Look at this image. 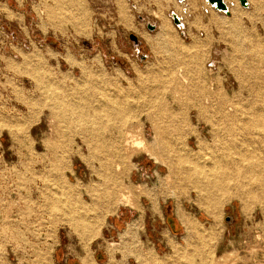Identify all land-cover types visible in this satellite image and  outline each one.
Instances as JSON below:
<instances>
[{"label":"rangeland","instance_id":"1","mask_svg":"<svg viewBox=\"0 0 264 264\" xmlns=\"http://www.w3.org/2000/svg\"><path fill=\"white\" fill-rule=\"evenodd\" d=\"M138 1L0 0V264H264V175L214 222L162 163L208 153L264 112V13L245 12L243 32L202 49L165 26L173 5L192 21L176 0ZM246 136L262 147L264 121ZM114 175L130 203L90 238L84 209ZM178 205L216 236L185 242Z\"/></svg>","mask_w":264,"mask_h":264},{"label":"bare ground","instance_id":"2","mask_svg":"<svg viewBox=\"0 0 264 264\" xmlns=\"http://www.w3.org/2000/svg\"><path fill=\"white\" fill-rule=\"evenodd\" d=\"M163 36L164 37L169 36L166 30L163 31ZM73 109L76 111L75 107H73L72 110ZM261 110L263 109L260 108L259 111L253 110L254 112L251 113L250 117H247L248 119L246 118L242 123L229 127L230 129L229 131L225 132V135L214 136L215 139L214 142L216 143V148L214 150L212 151L209 150L208 153L205 152L204 151L205 149H209L208 147L209 145L207 146V148L201 146V149H203L204 152L198 151L199 153H192L191 150L188 151L184 149L183 150L184 152L182 153L181 157H178L175 160L162 161L164 165L166 164L167 169H169V175L166 178L171 177L172 174H180L179 178L184 182V184H187L186 188L189 187V189L196 194V202L199 204L200 207H203L206 210V212L212 217L214 222L218 220V215L215 214V212L219 209V207L222 204L229 202L232 197L239 198L244 204L248 203L251 199L254 198L252 196L249 197L247 196L246 198H244L239 194L240 191H243L244 189L249 187H253L252 181L254 179L256 180V182H258L259 186L263 185L262 177L264 175V145L262 144V147L261 144L259 146L257 145L252 146V144L250 145L249 143L250 142L249 139L247 141V136H246L247 133L249 134V132H251L257 126V123L264 121V112ZM163 127L161 128L163 129ZM235 127L240 128L237 134L234 133ZM183 128L184 126L182 127V129ZM94 129L95 128H92L87 131L91 132ZM236 130L237 129H235V131ZM84 132L85 131L80 133L84 134ZM236 135L238 137H235ZM85 136H87V134H85ZM128 143L129 142H126V145H128ZM132 144L144 145V150L147 152L146 154H150L152 157H155L156 160L159 159L158 157H156V154L154 152L149 150V148L146 146L143 140L137 141L132 139ZM101 147L105 148L106 145L102 144ZM171 147H173L172 144ZM108 161H109L108 159L106 161L104 160L101 161L100 162L101 168H103L104 170H108L109 168H112V166L110 165V161L109 162ZM184 164H185L184 168L181 169V167H178V165H184ZM119 169H120L119 165L116 164L114 166V170L118 172ZM112 177L114 178H111V180L106 185V187L101 191L99 190L100 191L99 194L91 198V202L93 203L94 207H91L90 210L84 209V212L86 214L85 217L88 218L86 226L89 232L91 233L90 238H94L95 235L99 233L97 231L101 227L103 220L106 218L107 215H109L110 213H114L119 205L124 206V204L130 203V195L131 193H133V189L131 187L129 188V187L121 186L120 182L118 181L117 175H114ZM139 187L140 186H137L138 189ZM89 212L93 213L92 215L94 216V218H92L91 220H89V218H91L89 217L88 214ZM176 214L181 219V222L184 225V229L186 230L185 242L187 241V243H190L194 237H198L200 240H203L204 238L212 239V237L216 236L215 235L216 227H214L215 229L213 227H208V228L203 227L202 225L199 224L196 218L194 219V217H192L190 214L185 213V211L182 209L180 205L177 206ZM81 216L80 219L77 220L78 224L79 223L84 224L83 221L86 220V219L85 220L81 219ZM128 230L126 229L125 231V234L127 236L132 234L131 231Z\"/></svg>","mask_w":264,"mask_h":264},{"label":"crops","instance_id":"3","mask_svg":"<svg viewBox=\"0 0 264 264\" xmlns=\"http://www.w3.org/2000/svg\"><path fill=\"white\" fill-rule=\"evenodd\" d=\"M150 1L157 2V0ZM165 1L171 2L172 0H161V2ZM195 1L194 5L193 2L189 0L177 1L179 6H182V9L189 13V19L192 20L190 23L182 20V25L178 29H183V33L189 38V44L193 45L195 48L211 49L219 43H226V41H229L233 37L234 33L237 34L244 31L245 12L251 14L264 13V6H260L262 9L255 10L252 0H248L249 6L247 8L242 7L238 0H225L229 7L228 15L216 11L206 0ZM138 2V7H140V0ZM144 2L146 5V1ZM172 7L173 8L168 10L164 18H162V20H165V18L167 20L166 27L167 23L173 26L170 13H177L176 9H174V5ZM139 17L147 21L150 19L147 16Z\"/></svg>","mask_w":264,"mask_h":264},{"label":"water","instance_id":"4","mask_svg":"<svg viewBox=\"0 0 264 264\" xmlns=\"http://www.w3.org/2000/svg\"><path fill=\"white\" fill-rule=\"evenodd\" d=\"M177 1H183V0H177ZM240 5L242 7H245L247 8L249 6V2L248 0H238ZM207 3L210 4L212 7H214V9L216 11H219V12H222L224 13L225 15L229 14V7L226 3L225 0H207ZM172 19H173V23L177 26V27H180V25L182 24V21H181V18H179V16H177L176 14H172ZM155 29V26L150 24L148 26V30L152 31ZM130 40L134 42V44H138V37L135 35H131L130 36Z\"/></svg>","mask_w":264,"mask_h":264},{"label":"built area","instance_id":"5","mask_svg":"<svg viewBox=\"0 0 264 264\" xmlns=\"http://www.w3.org/2000/svg\"><path fill=\"white\" fill-rule=\"evenodd\" d=\"M206 1H207V0H206ZM179 18H180V17H179ZM181 21H182V20H181ZM181 25H182V24H181ZM181 25H180V26H181ZM178 28H180V27H178Z\"/></svg>","mask_w":264,"mask_h":264}]
</instances>
